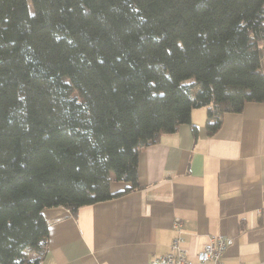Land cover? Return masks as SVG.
I'll list each match as a JSON object with an SVG mask.
<instances>
[{"label": "trees", "instance_id": "16d2710c", "mask_svg": "<svg viewBox=\"0 0 264 264\" xmlns=\"http://www.w3.org/2000/svg\"><path fill=\"white\" fill-rule=\"evenodd\" d=\"M0 0V264H39L42 208L111 198L205 107L264 102V0ZM32 7V10H31Z\"/></svg>", "mask_w": 264, "mask_h": 264}, {"label": "crops", "instance_id": "0c3cea01", "mask_svg": "<svg viewBox=\"0 0 264 264\" xmlns=\"http://www.w3.org/2000/svg\"><path fill=\"white\" fill-rule=\"evenodd\" d=\"M205 120V107H195L188 123L157 131L139 150L134 187L113 179L117 195L75 213L43 207L48 244L39 264H151L178 231L192 260L221 233L233 239L223 264H264V102L224 112L210 134Z\"/></svg>", "mask_w": 264, "mask_h": 264}, {"label": "built area", "instance_id": "2783aa9c", "mask_svg": "<svg viewBox=\"0 0 264 264\" xmlns=\"http://www.w3.org/2000/svg\"><path fill=\"white\" fill-rule=\"evenodd\" d=\"M180 225L181 219L175 217L173 227L179 230ZM232 242L233 239L230 236L221 233L211 234L198 252L196 260H192L188 257L187 250L183 245L182 235L178 231L171 238L168 250L164 254L154 256L153 259H166L170 264H223V252Z\"/></svg>", "mask_w": 264, "mask_h": 264}, {"label": "bare ground", "instance_id": "6f19581e", "mask_svg": "<svg viewBox=\"0 0 264 264\" xmlns=\"http://www.w3.org/2000/svg\"><path fill=\"white\" fill-rule=\"evenodd\" d=\"M206 243V242H205ZM204 243V244H205ZM203 244V245H204ZM201 250V249H200ZM151 264H170L166 259H154Z\"/></svg>", "mask_w": 264, "mask_h": 264}, {"label": "rangeland", "instance_id": "374dc122", "mask_svg": "<svg viewBox=\"0 0 264 264\" xmlns=\"http://www.w3.org/2000/svg\"><path fill=\"white\" fill-rule=\"evenodd\" d=\"M29 4H30V6H31L30 0H29ZM31 10H32V7H31Z\"/></svg>", "mask_w": 264, "mask_h": 264}]
</instances>
